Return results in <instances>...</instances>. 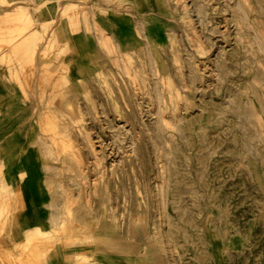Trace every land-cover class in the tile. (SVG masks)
Instances as JSON below:
<instances>
[{"label":"rangeland","instance_id":"rangeland-1","mask_svg":"<svg viewBox=\"0 0 264 264\" xmlns=\"http://www.w3.org/2000/svg\"><path fill=\"white\" fill-rule=\"evenodd\" d=\"M111 1L58 7L93 43L47 39L52 72L33 58L50 22L19 40L26 10L10 16L18 30L0 24V61L39 100L24 140L46 213L13 239L22 184L7 182L2 137L0 264L57 250L66 264H264V0H156L169 33L130 49L101 30Z\"/></svg>","mask_w":264,"mask_h":264},{"label":"crops","instance_id":"crops-1","mask_svg":"<svg viewBox=\"0 0 264 264\" xmlns=\"http://www.w3.org/2000/svg\"><path fill=\"white\" fill-rule=\"evenodd\" d=\"M74 1L77 0H0L1 26L7 22L4 21L5 15L18 9L26 10L34 23L29 30L18 36L17 40L32 37L37 33L41 35L40 23H51L48 30L43 32V42L38 45L36 43L34 46L33 58L38 70L42 65H48L50 72L55 71V55L50 52L49 56L44 59L41 53L46 47V40L56 39L58 32L60 39H64L71 47L74 46L80 50L91 49L92 37L83 28L74 33L67 22L58 24L56 21L58 7L72 4ZM106 5L111 7L113 12L101 19L99 16L98 22L101 25V30L109 33L123 49L134 47L137 39H140L142 35L145 40L158 41L164 39L165 33H169V28L165 26L166 23L157 14L156 0H114ZM8 22L6 24L10 26L12 22H9L10 24ZM3 52H5L4 48L0 51L1 58ZM68 58L65 59L71 62L72 53ZM37 68L36 72H38ZM21 86L12 77L7 64L0 61V139L4 136H11L3 151L15 153L4 162V167L8 169L6 179L10 183L22 184V206L14 213L16 218L12 231L13 239L18 241L24 239L26 229L36 224L41 225L43 217L46 215L40 206L42 196L40 169L43 165L39 148L25 143L24 140L29 127L27 121L33 116L39 100L35 96L32 98L30 96V100L25 99L21 90L23 86ZM36 86L33 85V88ZM20 169L27 172L25 179H20L18 175H15ZM44 264H66L64 254L61 250L54 251L48 255Z\"/></svg>","mask_w":264,"mask_h":264},{"label":"bare ground","instance_id":"bare-ground-1","mask_svg":"<svg viewBox=\"0 0 264 264\" xmlns=\"http://www.w3.org/2000/svg\"><path fill=\"white\" fill-rule=\"evenodd\" d=\"M1 2H3V1H1ZM22 10H23V9H22ZM22 10L18 9V10H16V11L13 12V13H9V12H8L9 14L5 15V17H4V21H7V22H8V21H9V22H14V21H10V16L13 15V14H15V15L20 14V13L22 12ZM10 12H11V11H10ZM3 16H4V15H3ZM21 17H22V16H19L18 18L20 19ZM0 19H1V18H0ZM2 21H3V20H2ZM7 22H6V23H7ZM9 22H8V23H9ZM243 22H245V21H243ZM4 23H5V22H4ZM4 23H3V24H4ZM6 23H5V26H7ZM9 24H10V23H9ZM14 24H15V23H11V25H13L12 27H15ZM11 25H10V26H11ZM18 25H19V24H18ZM8 26H9V25H8ZM8 26H7V27H8ZM10 26H9V28H12V27H10ZM19 27H20V26H19ZM9 28H8V29H9ZM17 28H18V26H16V27L13 28V29H14V30H18ZM13 29H12V31H14ZM4 32H6V31H4ZM11 33H12V32H10V34H11ZM17 33H18V32H17ZM19 33H21V31H20ZM19 33H18V34H19ZM3 35H4V34H3ZM12 35H13V34H12ZM14 37H15V36H14ZM7 39H9V38H7ZM5 46H6V45H5ZM21 46H22V45H21ZM259 46H260V45H259ZM2 47H3V45H2ZM24 47H26V46H24ZM32 89H33V88H32ZM18 172H19L20 174H24V176H27V172H26L25 170H23V169H20Z\"/></svg>","mask_w":264,"mask_h":264}]
</instances>
